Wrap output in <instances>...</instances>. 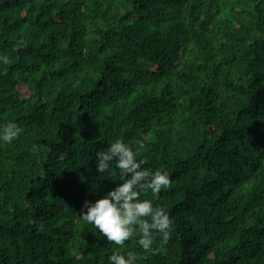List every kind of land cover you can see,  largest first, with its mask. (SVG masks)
Instances as JSON below:
<instances>
[{
  "label": "trees",
  "instance_id": "trees-1",
  "mask_svg": "<svg viewBox=\"0 0 264 264\" xmlns=\"http://www.w3.org/2000/svg\"><path fill=\"white\" fill-rule=\"evenodd\" d=\"M9 14V15H8ZM17 19V20H16ZM19 20V21H18ZM0 264H107L79 218L117 183L96 171L143 140L174 219L137 264H264V0H0Z\"/></svg>",
  "mask_w": 264,
  "mask_h": 264
},
{
  "label": "clouds",
  "instance_id": "clouds-1",
  "mask_svg": "<svg viewBox=\"0 0 264 264\" xmlns=\"http://www.w3.org/2000/svg\"><path fill=\"white\" fill-rule=\"evenodd\" d=\"M0 61L8 63V57L2 56ZM20 131L14 121L0 125V144L12 143ZM144 148L143 140L137 139L133 146H129L116 138L95 155L97 172L115 168L123 177L122 183L115 184L99 198L85 200L79 214L82 221L97 230L96 234L114 245L107 256V264H137V253H122L120 246L135 236L144 251L153 252L154 238L159 236L160 245H166L174 230V219L162 205L141 198L142 191L150 190L157 195L171 186L168 171L142 167L145 161L138 157Z\"/></svg>",
  "mask_w": 264,
  "mask_h": 264
},
{
  "label": "bare ground",
  "instance_id": "bare-ground-1",
  "mask_svg": "<svg viewBox=\"0 0 264 264\" xmlns=\"http://www.w3.org/2000/svg\"><path fill=\"white\" fill-rule=\"evenodd\" d=\"M9 15V14H8ZM17 20V19H16ZM19 21V20H18Z\"/></svg>",
  "mask_w": 264,
  "mask_h": 264
}]
</instances>
